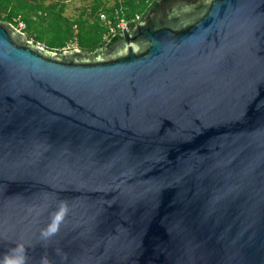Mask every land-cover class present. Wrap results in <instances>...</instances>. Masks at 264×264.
I'll return each mask as SVG.
<instances>
[{
  "label": "water",
  "instance_id": "obj_1",
  "mask_svg": "<svg viewBox=\"0 0 264 264\" xmlns=\"http://www.w3.org/2000/svg\"><path fill=\"white\" fill-rule=\"evenodd\" d=\"M0 264H264V0L91 53L0 21Z\"/></svg>",
  "mask_w": 264,
  "mask_h": 264
},
{
  "label": "trees",
  "instance_id": "obj_2",
  "mask_svg": "<svg viewBox=\"0 0 264 264\" xmlns=\"http://www.w3.org/2000/svg\"><path fill=\"white\" fill-rule=\"evenodd\" d=\"M157 1L115 0L112 6L100 2L96 8L91 7L87 18H69L64 15L65 5L59 1L46 4L45 0H0V21L14 25L15 19L20 18L25 24L22 31L25 39L45 50L59 52L62 46L73 40L82 52L91 53L106 44L114 34H105L107 27L99 20L100 12L108 14L113 24L123 19L131 26L130 21L136 14L142 21Z\"/></svg>",
  "mask_w": 264,
  "mask_h": 264
},
{
  "label": "built area",
  "instance_id": "obj_3",
  "mask_svg": "<svg viewBox=\"0 0 264 264\" xmlns=\"http://www.w3.org/2000/svg\"><path fill=\"white\" fill-rule=\"evenodd\" d=\"M147 3L153 2L155 0H145ZM99 20L107 27L106 35L115 34L116 32L120 31L122 29H128L129 27H133L136 23L141 22L140 21V15L136 14L130 21L133 25L130 26L129 22L120 19L118 22L113 24L112 20L108 17V14L105 12H100L98 14ZM18 31L22 32L25 28L24 22L20 18L15 19V23L13 25ZM43 48L42 46H39ZM75 48H78L76 45V42L73 40H69L64 46H62L59 50V52H69Z\"/></svg>",
  "mask_w": 264,
  "mask_h": 264
},
{
  "label": "rangeland",
  "instance_id": "obj_4",
  "mask_svg": "<svg viewBox=\"0 0 264 264\" xmlns=\"http://www.w3.org/2000/svg\"><path fill=\"white\" fill-rule=\"evenodd\" d=\"M56 0H45L46 4L53 3ZM59 1H65V10L64 15L69 18H75V16L79 13V10L81 7H84V4H92V6L95 8L100 5V0H59ZM94 8V9H95ZM140 9V8H139ZM79 22H82L78 20Z\"/></svg>",
  "mask_w": 264,
  "mask_h": 264
},
{
  "label": "crops",
  "instance_id": "obj_5",
  "mask_svg": "<svg viewBox=\"0 0 264 264\" xmlns=\"http://www.w3.org/2000/svg\"><path fill=\"white\" fill-rule=\"evenodd\" d=\"M56 1H59V0H56ZM59 2L64 4L65 1H59ZM100 2H101L102 5H110V6H112L114 4L115 0H100ZM83 6L84 7H81V9L79 10V13L75 16V18H77V17L87 18L88 13H90V11H91L92 4L88 3V4H84Z\"/></svg>",
  "mask_w": 264,
  "mask_h": 264
},
{
  "label": "flooded vegetation",
  "instance_id": "obj_6",
  "mask_svg": "<svg viewBox=\"0 0 264 264\" xmlns=\"http://www.w3.org/2000/svg\"><path fill=\"white\" fill-rule=\"evenodd\" d=\"M160 1H162V2H166L167 0H160ZM157 5V4H156ZM156 5H154V6H156Z\"/></svg>",
  "mask_w": 264,
  "mask_h": 264
},
{
  "label": "clouds",
  "instance_id": "obj_7",
  "mask_svg": "<svg viewBox=\"0 0 264 264\" xmlns=\"http://www.w3.org/2000/svg\"><path fill=\"white\" fill-rule=\"evenodd\" d=\"M65 212H66V210H65Z\"/></svg>",
  "mask_w": 264,
  "mask_h": 264
}]
</instances>
